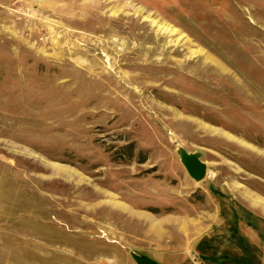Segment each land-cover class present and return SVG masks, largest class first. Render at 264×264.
Here are the masks:
<instances>
[{
  "label": "rangeland",
  "instance_id": "1",
  "mask_svg": "<svg viewBox=\"0 0 264 264\" xmlns=\"http://www.w3.org/2000/svg\"><path fill=\"white\" fill-rule=\"evenodd\" d=\"M0 264H264V0H0Z\"/></svg>",
  "mask_w": 264,
  "mask_h": 264
},
{
  "label": "water",
  "instance_id": "2",
  "mask_svg": "<svg viewBox=\"0 0 264 264\" xmlns=\"http://www.w3.org/2000/svg\"><path fill=\"white\" fill-rule=\"evenodd\" d=\"M180 160L189 177L195 182L203 181L207 176V166L196 154H189L186 151H180Z\"/></svg>",
  "mask_w": 264,
  "mask_h": 264
}]
</instances>
